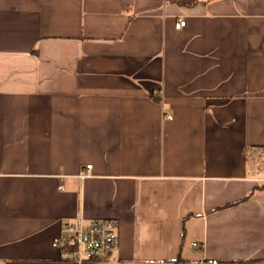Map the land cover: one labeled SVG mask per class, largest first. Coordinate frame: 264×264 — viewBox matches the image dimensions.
<instances>
[{"label": "crops", "instance_id": "1", "mask_svg": "<svg viewBox=\"0 0 264 264\" xmlns=\"http://www.w3.org/2000/svg\"><path fill=\"white\" fill-rule=\"evenodd\" d=\"M263 149L264 0H0V264H264Z\"/></svg>", "mask_w": 264, "mask_h": 264}, {"label": "built area", "instance_id": "2", "mask_svg": "<svg viewBox=\"0 0 264 264\" xmlns=\"http://www.w3.org/2000/svg\"><path fill=\"white\" fill-rule=\"evenodd\" d=\"M185 24L184 20H178L176 28H184ZM91 169L92 166H87L86 170L80 173V178H86ZM118 243V228L113 221L107 219L88 221L78 218L64 224L60 237L52 245L60 251L61 260L83 263L110 259Z\"/></svg>", "mask_w": 264, "mask_h": 264}, {"label": "trees", "instance_id": "3", "mask_svg": "<svg viewBox=\"0 0 264 264\" xmlns=\"http://www.w3.org/2000/svg\"><path fill=\"white\" fill-rule=\"evenodd\" d=\"M251 196H252V193L249 194V195L245 198V200L249 199Z\"/></svg>", "mask_w": 264, "mask_h": 264}]
</instances>
